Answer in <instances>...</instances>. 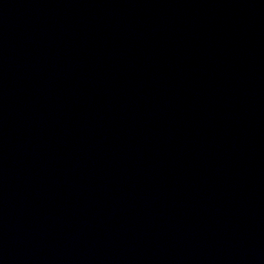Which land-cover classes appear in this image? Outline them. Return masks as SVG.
Wrapping results in <instances>:
<instances>
[{"label": "water", "instance_id": "obj_1", "mask_svg": "<svg viewBox=\"0 0 264 264\" xmlns=\"http://www.w3.org/2000/svg\"><path fill=\"white\" fill-rule=\"evenodd\" d=\"M0 264H264V0H0Z\"/></svg>", "mask_w": 264, "mask_h": 264}]
</instances>
